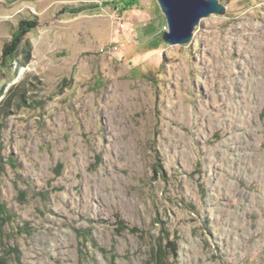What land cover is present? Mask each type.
<instances>
[{
  "label": "rangeland",
  "instance_id": "obj_1",
  "mask_svg": "<svg viewBox=\"0 0 264 264\" xmlns=\"http://www.w3.org/2000/svg\"><path fill=\"white\" fill-rule=\"evenodd\" d=\"M114 1L0 0V264H264V0Z\"/></svg>",
  "mask_w": 264,
  "mask_h": 264
},
{
  "label": "water",
  "instance_id": "obj_2",
  "mask_svg": "<svg viewBox=\"0 0 264 264\" xmlns=\"http://www.w3.org/2000/svg\"><path fill=\"white\" fill-rule=\"evenodd\" d=\"M167 30L162 39L169 45L188 43L202 18L220 14L225 6L218 0H156Z\"/></svg>",
  "mask_w": 264,
  "mask_h": 264
},
{
  "label": "trees",
  "instance_id": "obj_3",
  "mask_svg": "<svg viewBox=\"0 0 264 264\" xmlns=\"http://www.w3.org/2000/svg\"><path fill=\"white\" fill-rule=\"evenodd\" d=\"M139 3L140 0H115L112 4L117 6V9L120 13H123L125 11L132 10L137 5H139ZM105 4H111V2L106 1ZM36 25L37 22L34 19H27L19 22L18 28L14 33H12L10 40L5 42L2 46L1 54H0L1 69H7L12 65V62L16 60V58L19 55V47L21 46L24 35L27 32H29L31 29H33ZM29 58H30L29 50H26L24 54V59L28 60ZM4 89H5L4 86L0 88V97L3 95ZM23 97L24 94L22 92L17 91V94L14 98L10 94H5L0 99V125H1V119L3 118L4 115H6L8 111H10L9 109L12 107V105L15 103L16 104L20 103L21 100H23ZM5 211L6 210H4L3 206L0 204V219L5 214ZM5 216H7V214ZM169 244L172 246V249L174 250L175 247L173 246V244L171 242Z\"/></svg>",
  "mask_w": 264,
  "mask_h": 264
},
{
  "label": "built area",
  "instance_id": "obj_4",
  "mask_svg": "<svg viewBox=\"0 0 264 264\" xmlns=\"http://www.w3.org/2000/svg\"><path fill=\"white\" fill-rule=\"evenodd\" d=\"M163 29L166 31V30H167V26H166V25H164V26H163Z\"/></svg>",
  "mask_w": 264,
  "mask_h": 264
}]
</instances>
